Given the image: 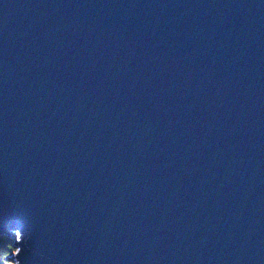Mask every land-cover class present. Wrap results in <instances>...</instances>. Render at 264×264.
<instances>
[{"label": "water", "instance_id": "obj_1", "mask_svg": "<svg viewBox=\"0 0 264 264\" xmlns=\"http://www.w3.org/2000/svg\"><path fill=\"white\" fill-rule=\"evenodd\" d=\"M2 239L264 264V0H0Z\"/></svg>", "mask_w": 264, "mask_h": 264}, {"label": "trees", "instance_id": "obj_2", "mask_svg": "<svg viewBox=\"0 0 264 264\" xmlns=\"http://www.w3.org/2000/svg\"><path fill=\"white\" fill-rule=\"evenodd\" d=\"M7 243H11L9 240H0V264H10L8 258L13 252L12 246L8 245L7 249L4 248Z\"/></svg>", "mask_w": 264, "mask_h": 264}, {"label": "clouds", "instance_id": "obj_3", "mask_svg": "<svg viewBox=\"0 0 264 264\" xmlns=\"http://www.w3.org/2000/svg\"><path fill=\"white\" fill-rule=\"evenodd\" d=\"M23 240L21 242H23ZM8 245H14V244L13 243H7L6 246H4V248L7 249ZM15 247H17V246H15ZM19 248L21 249V252H20V254L17 257H19L21 255V253H22V248L21 247H19ZM14 260L17 262V264H20V261L18 259H14Z\"/></svg>", "mask_w": 264, "mask_h": 264}]
</instances>
